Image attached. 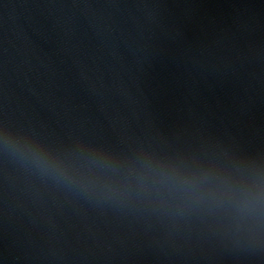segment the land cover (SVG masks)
I'll return each mask as SVG.
<instances>
[{
	"label": "water",
	"instance_id": "obj_1",
	"mask_svg": "<svg viewBox=\"0 0 264 264\" xmlns=\"http://www.w3.org/2000/svg\"><path fill=\"white\" fill-rule=\"evenodd\" d=\"M0 264H264V0H0Z\"/></svg>",
	"mask_w": 264,
	"mask_h": 264
}]
</instances>
